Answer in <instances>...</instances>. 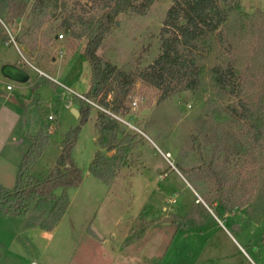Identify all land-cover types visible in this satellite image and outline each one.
Masks as SVG:
<instances>
[{
	"label": "rangeland",
	"instance_id": "374dc122",
	"mask_svg": "<svg viewBox=\"0 0 264 264\" xmlns=\"http://www.w3.org/2000/svg\"><path fill=\"white\" fill-rule=\"evenodd\" d=\"M65 1L61 18L43 23L28 35L34 18L0 12V29L8 34L0 44V68L3 61L20 60L31 76L24 83L11 80L14 88L7 90L5 83L10 80L0 72V187L15 186L29 146L28 140L20 142L16 136L21 126L15 98L33 105L30 110L22 106L30 118V133L32 121L51 133L36 175L51 172L66 134L80 124V117L70 109L79 102L66 86L81 94L90 90L92 73L85 58L88 38L78 34L84 28L81 19L90 21L103 13V1ZM234 1L241 3L248 16L239 22L235 12L224 27L223 41H217L201 61L204 83L198 92L180 91L162 99L161 89L139 79L126 99V113L99 101L96 104L110 113L91 105L89 120L72 150L83 171L82 182L67 189L70 205L62 220L47 230L27 227L26 218L0 216V264H223L211 260L214 243L223 244L220 252L236 260L242 259L240 244L258 264H264V138L254 141L248 121L231 113L228 106L239 99L219 91L211 72L216 64L234 62L243 82L241 97L264 116V0ZM171 4V0H155L145 15L122 14L98 53L109 65L122 69L148 66L160 52L161 29ZM65 18L72 24L69 31L63 27ZM54 35L58 37L53 39ZM17 36L24 43L16 41ZM32 66L55 76L60 84L47 82L41 75V85L34 90L38 73ZM113 98L109 94L107 100L112 104ZM99 111L118 120L121 138L134 137L127 166L118 169L110 184L90 172L98 149L95 120ZM236 141H242L241 151L233 148ZM104 153L111 157L116 149ZM62 191L59 187L55 194ZM240 230L252 235L247 238ZM250 238L260 245L258 252ZM197 250L199 257L191 260Z\"/></svg>",
	"mask_w": 264,
	"mask_h": 264
},
{
	"label": "trees",
	"instance_id": "16d2710c",
	"mask_svg": "<svg viewBox=\"0 0 264 264\" xmlns=\"http://www.w3.org/2000/svg\"><path fill=\"white\" fill-rule=\"evenodd\" d=\"M102 1L103 13L90 21L81 19L84 28L78 34L86 35L88 38L85 58L92 73L90 90L84 95L104 106L111 105L115 112L124 113L129 109L126 99L139 79L161 89L162 99L180 91L198 92L204 83V65L201 61L206 58L207 53L216 48L217 41H223L224 27L235 12L239 14V22L244 23V18L248 16L239 1L171 0L172 4L161 29L159 54L145 68L126 70L109 65L98 53L99 48L117 25L122 14L145 15L155 0ZM66 5L65 0H0V12L19 19L34 18L26 32L28 35L32 30L40 28L43 23L61 18ZM251 24L255 25L254 20ZM63 27L65 31H69L72 24L65 18ZM243 27L240 26L241 29ZM52 37L56 38L55 35ZM7 38L8 34L2 27L0 43L6 42ZM16 41L24 43L21 36H17ZM21 66L26 65L23 63ZM211 72L219 91L239 99L238 104H230L228 107L237 118L248 121L250 136L252 133L253 140L260 142L264 138V116L260 110L252 107L241 97L243 82L236 71L235 63L229 61L226 65L216 64L212 66ZM40 84L38 80L33 89L37 90ZM109 94L114 97L112 104L107 100ZM76 98L80 106V124L66 134L57 162L47 175H36L34 170L48 147L51 133L45 127H40L36 133H30V118L27 111L24 112L23 131L29 138L30 145L18 167L15 186L0 187V216L26 218L27 227L40 226L47 230H52L62 220L70 205L67 189L77 187L82 182L83 171L72 157V150L79 138L82 125L89 120L91 114V104L83 98L78 96ZM22 106L28 108V104ZM95 125L98 131L96 141L98 149L90 165V172L110 184L117 177L118 169L127 166V156L131 152L134 137L121 138L120 135L123 133L121 125L105 111L98 112ZM233 148L241 151L242 141H236ZM114 149L116 153L111 157L104 153V150ZM59 187L63 188L61 195L55 194V189ZM31 212L34 214L29 220ZM1 259L0 249V262Z\"/></svg>",
	"mask_w": 264,
	"mask_h": 264
},
{
	"label": "crops",
	"instance_id": "0c3cea01",
	"mask_svg": "<svg viewBox=\"0 0 264 264\" xmlns=\"http://www.w3.org/2000/svg\"><path fill=\"white\" fill-rule=\"evenodd\" d=\"M1 44V43H0ZM21 54H22V56H23V58L24 59H26L25 58V55H24V53L23 52H21ZM6 62H11V63H15V64H17V65H19V66H21V64H23V62H21L20 60H18V61H3L1 64H4V63H6ZM21 67H23V68H25L28 72H29V70H28V68L26 67V66H21ZM32 68L34 69V70H36V72L38 73V79H37V81L39 80V78H41V75H44V76H46L48 79H49V81H47V82H53V83H55V84H57V85H59L60 84V82H59V80L55 77V76H52V75H49V74H47L46 72H44V71H42L43 73L41 74V70H39L37 67H35V66H32ZM36 81V82H37ZM36 82H34V84L36 83ZM33 84V85H34ZM33 85H32V87H33ZM41 85V84H40ZM71 88V87H70ZM6 97L7 98H12L13 96H11V95H9V94H7L6 95ZM14 98V97H13ZM22 99H24V98H22V97H19V98H15L14 99V101L16 102V106H17V108H18V111L16 112V119H17V123L19 122V126H21V128H20V131H19V133H16V136H18V137H21V141L20 142H24L25 140H28L29 141V138L27 137V135H25V133H24V131H23V125H22V120H23V115H24V109L22 108V105L24 104L23 102H25V101H23ZM32 99V98H31ZM25 100V99H24ZM26 101H31V100H26ZM40 103V102H39ZM75 104H77V103H72L71 104V106H70V109H71V111L74 113V110H75ZM35 105V104H34ZM33 107V105H30L28 108H29V110L31 109ZM78 111H79V116H77V117H80V106H78ZM75 114V113H74ZM38 122L39 121H37V122H35V125H34V123H33V121H32V123H31V131L33 132V133H35V132H37L38 131V129L40 128L39 127V124H38ZM95 123H96V120H95ZM96 126V125H95ZM34 128H36V129H34ZM35 130V131H34ZM96 130H97V128H96ZM31 132V133H32ZM97 133H98V131H97ZM97 137H98V135H97ZM29 145H30V141H29ZM29 147V146H28ZM26 151H24V153H25ZM24 153H23V155H24ZM236 224V226L238 225V227H241V224H237V223H235ZM98 231V233H99V235H100V238L101 239H105V236H104V234L102 233V232H100L99 230H97ZM222 231H224V234L225 235H232V233L228 230V229H225V230H223L222 229ZM240 234L241 235H243V234H245V236L247 237V238H249L251 235H252V232H249L248 234L247 233H243V231L242 230H240ZM233 236V235H232ZM250 240V244L252 245V246H255V251L256 252H258L259 250H260V245L258 244V246L257 245H255L254 244V241L253 240H251V238L249 239ZM213 246H214V251H215V254H214V256H213V254H211V260L212 261H218V260H222L223 261V264H231V263H233V264H258L250 255H248L247 253H246V251H245V249L243 248V246H241L240 244H238V246H239V249L241 250V252L243 253V254H241V257H242V259H240V260H236V258L234 257V255H232V254H228V253H221L220 252V249H219V245H223V244H217V243H214V244H212ZM221 248V247H220ZM200 249V248H199ZM201 250V249H200ZM200 250H197V253L196 254H193L192 255V258H191V260H196V258H198L199 257V251ZM225 252V251H224ZM194 253V252H193ZM242 260V261H241Z\"/></svg>",
	"mask_w": 264,
	"mask_h": 264
},
{
	"label": "water",
	"instance_id": "95a60500",
	"mask_svg": "<svg viewBox=\"0 0 264 264\" xmlns=\"http://www.w3.org/2000/svg\"><path fill=\"white\" fill-rule=\"evenodd\" d=\"M57 37L58 35H56V38ZM0 72L3 77L21 83L29 81L31 77L30 73L25 68L11 62H6L2 64ZM78 106V104H75L76 108L74 110V113L76 116H79Z\"/></svg>",
	"mask_w": 264,
	"mask_h": 264
},
{
	"label": "built area",
	"instance_id": "2783aa9c",
	"mask_svg": "<svg viewBox=\"0 0 264 264\" xmlns=\"http://www.w3.org/2000/svg\"><path fill=\"white\" fill-rule=\"evenodd\" d=\"M60 37H62V34L60 35ZM42 73H43V72L41 71V74H42ZM1 75H2V74H1ZM4 78H5V77H4ZM5 84H6V89H7V90H12V89L14 88V85L12 84L11 80L8 81V82H6ZM66 87H67V88H68L73 94H75L76 96H78V97H80V98H83V99L87 100L91 105H95V106L101 107V106H99L98 104H96L95 101H93V100L87 98L84 94H81V93H79V92L73 90L72 88H70V87H68V86H66ZM132 104H133L134 106L137 105V104H138V100H137V99L134 100ZM101 108H102V107H101ZM102 109L105 110V111H108V110H106V109H104V108H102ZM108 112H109V111H108ZM109 113H110V112H109ZM49 118H50V119H54V115L50 114V115H49Z\"/></svg>",
	"mask_w": 264,
	"mask_h": 264
}]
</instances>
